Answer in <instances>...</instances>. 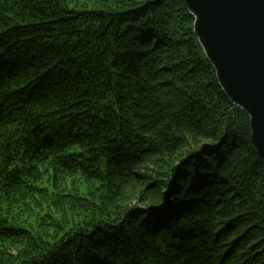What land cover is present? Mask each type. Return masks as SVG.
Returning a JSON list of instances; mask_svg holds the SVG:
<instances>
[{
    "label": "trees",
    "instance_id": "trees-1",
    "mask_svg": "<svg viewBox=\"0 0 264 264\" xmlns=\"http://www.w3.org/2000/svg\"><path fill=\"white\" fill-rule=\"evenodd\" d=\"M185 0H0V264H264V158Z\"/></svg>",
    "mask_w": 264,
    "mask_h": 264
},
{
    "label": "water",
    "instance_id": "water-1",
    "mask_svg": "<svg viewBox=\"0 0 264 264\" xmlns=\"http://www.w3.org/2000/svg\"><path fill=\"white\" fill-rule=\"evenodd\" d=\"M223 92L250 119L264 158V0H185Z\"/></svg>",
    "mask_w": 264,
    "mask_h": 264
}]
</instances>
